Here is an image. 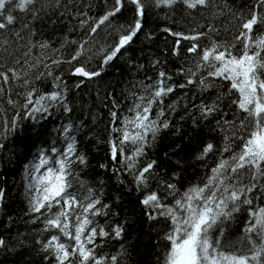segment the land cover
<instances>
[{
	"label": "trees",
	"instance_id": "16d2710c",
	"mask_svg": "<svg viewBox=\"0 0 264 264\" xmlns=\"http://www.w3.org/2000/svg\"><path fill=\"white\" fill-rule=\"evenodd\" d=\"M145 3L142 28L132 42L121 49L113 61L103 66L100 76L84 79L80 87L76 84L82 78L71 75L73 68L85 63L88 70L101 69L104 54L116 43L124 27L132 22V6L125 4L121 12L111 18L112 25H102L93 36L88 35L90 26L112 8L113 0H59L58 3L56 0H38L34 6L38 10L35 18L29 12L15 13L19 17L16 30L25 23L28 28L21 31L23 39L20 40L10 32L4 34L9 41L5 46L8 52L0 49V61L5 68L19 67L13 64V57H21L23 65L27 59L23 53L28 51L29 45H35L31 48L29 62L35 63L39 58L43 63L29 73L27 78L33 81L30 87L38 90L37 96L50 93L54 90L55 78L60 77L67 85L65 103L72 111L65 112L57 105L49 109L50 114L38 113L36 120L25 119L26 109L22 107L25 98L20 93L26 89L21 86L22 81L10 80L9 84L3 85L6 90L0 94V109L3 110L0 111V131L4 130L5 120L10 127L17 112L20 119L14 132L3 131L0 135V143L3 144L0 148V189L4 190V199L0 203V238L7 245L0 250V264H55L54 258L45 259L49 254L42 250V243L55 231L44 230V221L51 213L43 209L40 213L31 211L29 201L35 192L29 189L32 179L30 165L39 162L42 149L47 150L46 155L52 156L53 160L59 153L53 154L51 148H58L60 152L65 150L66 142L61 130L68 124L73 129L69 134L76 138L77 154L83 155L86 161L85 164L76 162L72 165L74 176L69 177L73 182L70 190L78 189L83 182L85 188H91L99 197L97 207L107 206L103 208L105 214L96 216L95 222L110 234L97 236L95 251L97 255H116L117 264H164L169 247L164 237L171 224L162 216L149 219L147 212L151 210L141 203L147 192L156 191L161 195L162 203L172 205L191 186L203 185L222 157L227 159L232 155V152L221 151L226 143L233 151H239L242 142L238 137L247 134L239 126L245 114L231 103L236 94H229V82L208 77L214 86L206 91H202L198 83L185 88L178 85L186 83L187 69L195 70L200 50L213 42L225 47L235 44L231 50L234 55L240 54L241 43L235 39L240 33L239 17L250 18V9L256 0H210L208 7L197 9H188L180 2L171 9L153 7L152 0H145ZM85 19L88 24L82 26L81 21ZM164 29L188 36L205 35L196 41L183 40ZM252 35L254 38L264 35V26H254ZM177 39H180L178 49ZM85 40L89 41L86 44L89 51L79 61L69 64L78 45ZM43 43L48 47L40 48ZM193 43L199 45L197 53L187 51ZM100 49L103 51H98ZM53 60L62 62L57 65L52 63ZM45 64L50 66L52 76L45 75L36 80L40 72H47ZM160 71L171 76L168 84L177 87L164 98L162 105H153L152 116L155 117L163 108L161 120H166L169 126L162 128L154 140L149 134L150 143L144 147V154L136 159L135 168L129 170L119 155L115 161L111 158L110 141L117 140L120 135L112 129L123 127L124 117L133 115L129 109L138 102L139 96H147L152 91L149 86L155 84ZM202 76H207L206 70H201L195 80ZM9 97L16 101L15 106L7 103ZM217 97H220V110L204 118L200 105L211 104ZM112 111L117 113L115 123ZM224 121H235V125ZM225 137H228L227 141ZM209 143L214 146L213 151L206 158L198 159ZM131 152V147L126 145L125 155H131ZM152 161L156 163L148 187L138 189L133 173ZM46 167L40 169V174ZM243 179L248 182L247 176ZM168 183L176 185V196L167 194ZM78 195H86V192L81 191ZM250 196L253 208L264 206V189L258 188ZM248 208L242 205L240 211L221 226L223 236L220 239L226 251L236 247L246 249V241L243 244L241 241L249 220ZM57 210L54 207L52 212ZM117 226L123 229L120 238L111 234ZM219 231V227L213 231V239ZM61 239L69 242L65 237Z\"/></svg>",
	"mask_w": 264,
	"mask_h": 264
},
{
	"label": "snow or ice",
	"instance_id": "6c2138e0",
	"mask_svg": "<svg viewBox=\"0 0 264 264\" xmlns=\"http://www.w3.org/2000/svg\"><path fill=\"white\" fill-rule=\"evenodd\" d=\"M38 0H0V49L8 52L9 41L4 35L12 33L17 39H23L21 31L28 28L25 23L20 30H16L19 17L16 12H29L33 18L38 15V10L34 7ZM58 3L59 0H56ZM178 2L183 3L188 9L206 8L210 0H152L153 7L173 8ZM125 4L132 6V22L124 27V31L119 34L116 43L104 54L101 69L99 71L88 70L85 63L75 66L71 75L81 77L76 84L80 87L84 79H92L101 75L103 66L113 61L121 49L129 45L133 38L142 28V20L145 16V0H113L112 8L102 17L96 20L89 28V36L97 33L102 25H112V19L125 7ZM264 0H256V3L250 9V18L240 16V33L235 38L241 43V52L234 55L230 46H223L213 42L209 47L200 50L199 59L193 68L187 69L188 79L186 83L178 85L185 88L193 83H198L202 91L213 87L214 85L207 79H219L229 82V94L233 92L236 98L231 101L236 105L239 112L244 113L239 126L245 130L246 135H241L239 151H233L231 145L227 144L222 148V152H232L227 159L221 158L216 167L211 169V175L205 178L203 185H193L185 192L181 193L172 205L162 203V197L156 191L147 192L141 203L146 209L150 220L157 219L158 216L165 217L170 221L171 228L165 234L164 239L169 243L168 251L164 256V264H264V206L253 208L252 192L258 188L264 189V35L253 37L254 26H264ZM86 16V13L84 14ZM88 24V20H82L81 25ZM120 32V29H117ZM171 35L183 40L196 41L205 33H197L188 36L183 33H172L170 29H164ZM180 39L176 41V49L180 44ZM85 40L78 45L77 51L68 61H79L81 56L89 51ZM35 45H29L28 51L23 53L27 59L21 65V57H13L12 67L4 66L0 61V94L5 92L3 85L11 81H22V87L25 92L20 93L25 98L22 106L26 109L25 119L36 120V114H50L51 107L59 105L65 112H71L72 109L65 103L67 85L60 77L54 80V90L50 93L36 95L37 89L31 79H28L29 73L35 69L43 60L37 58L35 63H30L31 48ZM40 48H47L48 44L39 45ZM174 49V53L178 51ZM199 45L191 44L187 51L197 53ZM98 51H103L100 49ZM11 55V53H9ZM85 59L87 57L85 56ZM61 60H53V64H60ZM156 63H159L157 61ZM47 72H40L35 79L39 80L45 75L52 76L51 68L45 64ZM201 70L207 71V76H202L198 81L195 77ZM158 79L151 87L152 91L147 95L138 97V102L129 109L132 116L124 117L123 127H114L112 131L119 133L117 140L110 141V152L113 161L117 160L118 155L124 161L125 167L129 170L135 168L136 159L144 154V147L155 139L156 134L169 126L166 120H161L164 116L163 108H160L155 117L152 116V107L154 104H163L164 98L172 93L177 85L168 84L171 76L164 71L158 73ZM147 91V88H146ZM35 97V99H34ZM220 97L211 104H201V114L207 118L214 112L220 110ZM7 103L15 106L16 101L10 97ZM31 105V107H29ZM174 107V106H172ZM0 111H3L0 109ZM113 123L117 119L116 111L111 112ZM46 118V117H45ZM20 114L12 118L9 127L8 122H4L3 131L14 132ZM219 123V121H218ZM225 124L235 125V121H224ZM131 128V130H129ZM0 131V135L3 134ZM65 143V150L60 152L58 148H51L53 154L59 153L55 160L52 156L46 155L47 150H41L39 153V162L30 165L31 181L29 189L34 190L35 195L29 201L32 212L40 213L45 210L51 213L45 223V231H53L50 238L42 243V250L54 258L55 264H117L118 257H111L96 254V238L107 237L110 233L105 231L95 222V217L105 214L103 208L107 207L100 204V199L91 188H85L83 182L76 190L73 188V182L69 177H73L72 165L76 162L85 164L83 155L77 154L75 135L72 125L68 124L61 130ZM228 140V137H225ZM132 149L131 155H125V146ZM3 144L0 143V148ZM212 144L205 145L198 159H204L212 152ZM75 158V159H73ZM155 161L146 164L142 169L133 173L135 183L138 189H146L148 180L153 175ZM47 166V167H46ZM46 171L40 174V169ZM101 167H105L101 165ZM247 176L248 182H244ZM168 195L176 196L178 189L176 185L168 183L166 185ZM84 191L86 195L80 196L79 192ZM4 199V190L0 189V203ZM242 205L249 206V220L243 229L244 238L241 243L246 241V249L239 247L232 251H226L222 245L220 237L223 236L221 227L226 221L232 219L233 214L239 212ZM56 212H52L53 208ZM220 231L215 239L212 233L215 229ZM123 232L122 227L112 229L114 238H120ZM61 237L67 238L62 241ZM91 245V247H89ZM7 247L6 241L0 238V250ZM231 247V245H229ZM71 249V250H70Z\"/></svg>",
	"mask_w": 264,
	"mask_h": 264
},
{
	"label": "rangeland",
	"instance_id": "374dc122",
	"mask_svg": "<svg viewBox=\"0 0 264 264\" xmlns=\"http://www.w3.org/2000/svg\"><path fill=\"white\" fill-rule=\"evenodd\" d=\"M45 171H46V169H45V170H43L42 174H43Z\"/></svg>",
	"mask_w": 264,
	"mask_h": 264
},
{
	"label": "bare ground",
	"instance_id": "6f19581e",
	"mask_svg": "<svg viewBox=\"0 0 264 264\" xmlns=\"http://www.w3.org/2000/svg\"><path fill=\"white\" fill-rule=\"evenodd\" d=\"M184 34V33H183ZM184 35H186V34H184Z\"/></svg>",
	"mask_w": 264,
	"mask_h": 264
}]
</instances>
